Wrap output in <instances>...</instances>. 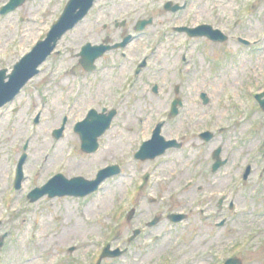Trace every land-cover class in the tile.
Returning a JSON list of instances; mask_svg holds the SVG:
<instances>
[{"label": "rangeland", "instance_id": "obj_1", "mask_svg": "<svg viewBox=\"0 0 264 264\" xmlns=\"http://www.w3.org/2000/svg\"><path fill=\"white\" fill-rule=\"evenodd\" d=\"M163 1L96 0L86 18L58 41L40 74L1 114L0 230L11 233L0 248V264H94L107 244L122 254L105 258L102 264H219L218 251L229 254L236 241L243 264H264V113L253 102V88L245 91L252 85L264 89V49L249 50L232 38L214 44L174 28L191 13L196 22L214 21L230 34L237 31L259 38L264 30V0H250L252 8L249 13L245 10V21L237 30L230 23L247 0H189L188 9L177 12L163 9ZM184 1L176 0L179 4ZM62 5L60 0H40L10 13L0 24V67H12L18 60L17 48L4 53L12 37L17 35L16 45L27 49ZM150 15L153 23L125 49L128 58L120 56L119 49L111 50L97 61L95 73L84 72L77 54L85 44L97 45L105 38L115 44ZM259 45L264 47V39ZM145 56L150 65L135 82L132 72ZM116 61L125 66L116 68ZM123 81L124 86H136L120 100L101 149L85 154L74 124L90 106L98 111L114 108V102L125 94L120 88ZM155 84L158 95L153 93ZM78 85L81 91L75 98L72 90ZM203 92L210 99L206 105L200 98ZM177 97L184 105L169 120L167 113ZM46 99L42 122L32 127L29 120ZM74 102L64 135L56 139L53 132L64 120L65 107ZM160 119L166 120L162 134L182 140L183 148H172L153 160L134 159ZM221 126L224 131L212 142L200 144L202 130L218 132ZM29 136V177L20 190L9 195L15 159ZM217 146L231 160L213 174L206 161H214L212 151ZM46 154L49 161L44 162ZM248 163L253 174L244 181ZM106 164L123 168L95 195L82 199L46 196L36 202L27 198L29 191L43 186L55 172L94 178ZM222 196L227 201L219 208ZM230 200L235 202L234 211L229 209ZM13 206L19 208L17 214L11 212ZM171 213H184L187 218L173 223L167 217ZM155 217L160 218L158 223L148 227ZM223 220L224 226H220ZM138 228L139 235L131 241ZM169 255L175 258L167 263Z\"/></svg>", "mask_w": 264, "mask_h": 264}, {"label": "water", "instance_id": "obj_2", "mask_svg": "<svg viewBox=\"0 0 264 264\" xmlns=\"http://www.w3.org/2000/svg\"><path fill=\"white\" fill-rule=\"evenodd\" d=\"M94 0H70L63 16L59 20L58 24L54 27L53 31L49 34L48 39L39 44L31 54L25 57L15 68V71L10 76V81L5 82L6 71L0 72V106L5 104L7 101L13 99V97L18 93L20 88L34 76L38 71L36 68L47 58V56L55 48L57 41L71 28H73L81 19L85 17L90 8L93 5ZM18 5V4H17ZM17 5H13L11 9H14ZM150 21H142L137 26V30H142ZM191 35H208L211 39L215 41H223L225 37H220L218 33L212 34L210 31L199 32L198 34L195 31L190 32ZM129 41V38L125 40L122 45H125ZM117 47V46H115ZM111 49L110 46H95L91 47L90 45L83 48L81 53L82 60L81 64L88 71L94 69V62L97 58L101 57L107 50ZM258 99L261 103L262 108L264 109V100H261V96H258ZM207 101V100H205ZM180 101H175L173 105L172 116L177 113L176 105ZM115 111H112L108 116L99 115L96 111L89 113L86 120L80 122L75 130L81 135L82 139V149L88 153L95 152L98 148V137L101 136L105 130L110 126L112 118L115 115ZM160 125L154 133V137L149 142L145 143L141 150L136 154V158L147 159L154 158L158 155L163 154L167 148L172 146H179L176 144V141H165L163 137L160 136ZM63 129L56 131L57 137H61ZM203 137L209 139L211 135L208 133L203 134ZM218 155V152L215 154ZM22 162L20 163V172L19 179L22 175ZM218 167V164L215 165V169ZM119 168L109 167L98 174V178L94 181H87L81 177L74 178L71 180L66 179L62 175L52 179L47 185L43 188L34 190L29 196L34 202L41 197L49 194L50 197L55 196H76L84 197L93 191L97 190L99 184L104 181L107 177L116 175L119 173ZM18 179V180H19ZM21 181V180H19ZM183 216L174 217L175 221H179ZM119 252H110L108 248L104 251L101 256V259L107 256H117ZM101 260L98 262L100 264ZM227 264H240L238 260L228 261Z\"/></svg>", "mask_w": 264, "mask_h": 264}, {"label": "flooded vegetation", "instance_id": "obj_3", "mask_svg": "<svg viewBox=\"0 0 264 264\" xmlns=\"http://www.w3.org/2000/svg\"><path fill=\"white\" fill-rule=\"evenodd\" d=\"M7 1H8V0H0V2H4V3H6ZM38 1H40V0H25V2H24L23 5L25 6V5H27V4H30L31 2H38ZM49 1H52V0H49ZM4 3H3V4H4ZM60 3H61V4H64V0H60ZM239 8H240V7H239ZM239 8L237 9V14H239V10H240ZM251 8H252V7L250 6L249 10H251ZM238 19H239V18H238ZM236 25H237V26H236V30H237V29H240V27H241V25H242V23L240 22V19H239V21L236 23ZM242 26H243V25H242ZM222 206H223V205H221V208H222Z\"/></svg>", "mask_w": 264, "mask_h": 264}]
</instances>
